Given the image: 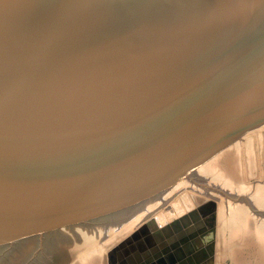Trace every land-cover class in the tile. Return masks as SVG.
Instances as JSON below:
<instances>
[{"label": "water", "instance_id": "obj_1", "mask_svg": "<svg viewBox=\"0 0 264 264\" xmlns=\"http://www.w3.org/2000/svg\"><path fill=\"white\" fill-rule=\"evenodd\" d=\"M263 115L264 0H0V231L110 203ZM215 231L107 261L213 264Z\"/></svg>", "mask_w": 264, "mask_h": 264}, {"label": "rangeland", "instance_id": "obj_2", "mask_svg": "<svg viewBox=\"0 0 264 264\" xmlns=\"http://www.w3.org/2000/svg\"><path fill=\"white\" fill-rule=\"evenodd\" d=\"M198 165L201 169L199 171L200 176L203 174L204 181L207 180L205 184H201L205 188L190 183V185L177 183L172 187L174 188L172 190L179 191V193H175L167 203L165 206L167 209L162 207L163 209L160 208L156 212H165L170 208L171 202L180 198L183 194H188L193 199L194 208L199 213L196 221L203 220L208 228H215L216 230V264H230V225L232 217H235L237 213L248 210L254 215V218L264 219V115L248 125L233 130L229 135L220 139L212 149L206 152ZM183 186L190 187V191ZM136 187L132 188L131 191H127L123 196L110 201V203L104 202L85 210L67 212L64 214L66 216L51 218V222H48V220L40 224L34 222L36 224L32 223L33 226L25 227L22 231L13 234L0 231V264H37L36 259L43 249H46L49 255V259L45 260L46 262H43V264H69L71 262L73 264L75 259L84 262L92 257H102V255L106 260L108 252L134 232L132 228V230L129 229L130 232H127V230L122 231L117 236H110L111 239L103 243L104 245H102V249L98 254L94 252L98 247V244H96L99 242L98 240L92 239L66 246L61 244L58 247L50 248L48 247L50 246L49 240H54L52 233L59 228L71 226L72 224V226L80 224L81 226L91 227L92 225H100L105 220L115 219L121 213V211H115V208L126 203L128 199L125 198L133 196ZM180 187L184 189L181 191ZM208 188L209 190H207ZM220 188H222V191H217ZM208 193L209 195H207ZM215 193L220 196H216ZM143 200L144 197L141 202ZM107 208L108 210L104 211ZM125 211L128 213V210ZM156 212L149 218L155 216ZM39 230L46 233V235H41ZM43 240L46 243L43 244ZM92 243L93 251L88 253ZM151 245L154 246L155 244ZM144 249H148V247ZM84 253L86 254L83 255Z\"/></svg>", "mask_w": 264, "mask_h": 264}, {"label": "bare ground", "instance_id": "obj_3", "mask_svg": "<svg viewBox=\"0 0 264 264\" xmlns=\"http://www.w3.org/2000/svg\"><path fill=\"white\" fill-rule=\"evenodd\" d=\"M204 155H206V153L198 156L197 158L195 157L189 160L185 159L190 157V155L182 158L180 161H183V164L180 166V169H170V164L167 166L164 165L162 167H159V169L155 171H151L150 175L148 176H152V180L149 183H140V186L136 187V191L133 193L134 195L125 198L128 199L126 203H124L123 205L121 204L120 206L118 205L119 207L115 208V211H121V213L118 214L115 219L107 221L105 220L104 222H101L100 225H92L91 227H85V225L81 226L80 224H78V226H72V224L71 226L59 228L58 230L56 229V231H53L52 233V238L54 240H49L50 246L48 247H58V245L61 244H63V246H66L70 245L71 243H80L82 241H90L93 239L99 241L98 243H96L98 244V247H96V249L94 250V252L98 254L102 249V245H104L103 243H106L108 239L110 240L112 236L114 237L119 235L122 231L128 230L127 232H130L129 229L131 228L134 230V232L131 233L127 238H130L132 240L135 248L138 249L139 253L148 250L149 248H152L153 246L151 244H155L154 246H156L162 241H167V239L173 236L176 232L180 231L184 227L194 224V222H197L196 220L199 217V213L196 211V208H194L193 199L189 197L188 194H183L180 198L171 202L170 208L165 212L157 213L156 211H158L162 207L167 209V207H165L167 203H169L175 193H179V191L176 192L172 190L174 189L172 187H174L175 184L190 183L195 184V186L205 184V181L207 180L205 179L204 181V178L202 177L203 174H201L200 176L199 171L201 169H199L198 165L201 159H203ZM155 172L156 174H154ZM183 187L186 188L187 186ZM184 188H181L180 190L182 191ZM186 189L189 190L190 187ZM221 189L222 188H220V190L218 189L217 191H222ZM207 190H209V188ZM207 195H209V193ZM215 195L218 196L216 193ZM143 197L144 200L141 202ZM209 197L212 198L211 196ZM125 210H128V213H126ZM155 212L156 215L152 216V218H149ZM205 225L207 226L206 223ZM39 233L41 235H46V233L42 232L41 230H39ZM44 243L46 242L44 241L43 244ZM90 246L91 247L88 249L89 252L86 251L88 253L92 252L94 248L93 243ZM145 247H148V249H144ZM114 248H112L109 252H111ZM85 254L86 253H84L83 255ZM47 259H49L48 252L46 249H43L42 252H40L38 258L36 259L37 264L40 262L43 264V262H46Z\"/></svg>", "mask_w": 264, "mask_h": 264}, {"label": "crops", "instance_id": "obj_4", "mask_svg": "<svg viewBox=\"0 0 264 264\" xmlns=\"http://www.w3.org/2000/svg\"><path fill=\"white\" fill-rule=\"evenodd\" d=\"M216 239L215 232L213 264L217 263ZM73 262V264H108L107 257L105 260L103 255L102 257H92L84 262L77 259ZM230 264H264V219L254 218V215L248 210L232 217Z\"/></svg>", "mask_w": 264, "mask_h": 264}]
</instances>
